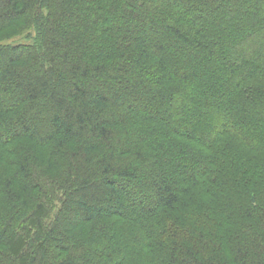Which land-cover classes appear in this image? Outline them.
Here are the masks:
<instances>
[{
	"label": "trees",
	"instance_id": "16d2710c",
	"mask_svg": "<svg viewBox=\"0 0 264 264\" xmlns=\"http://www.w3.org/2000/svg\"><path fill=\"white\" fill-rule=\"evenodd\" d=\"M0 264H264V0H0Z\"/></svg>",
	"mask_w": 264,
	"mask_h": 264
},
{
	"label": "rangeland",
	"instance_id": "374dc122",
	"mask_svg": "<svg viewBox=\"0 0 264 264\" xmlns=\"http://www.w3.org/2000/svg\"><path fill=\"white\" fill-rule=\"evenodd\" d=\"M27 40H28V39H25V38H18V39L16 40V42H22V43H25V42H27Z\"/></svg>",
	"mask_w": 264,
	"mask_h": 264
}]
</instances>
